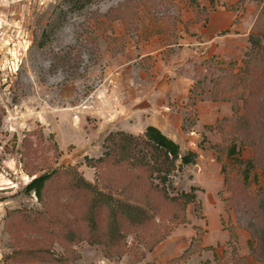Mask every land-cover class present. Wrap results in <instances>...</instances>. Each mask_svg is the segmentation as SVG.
Returning <instances> with one entry per match:
<instances>
[{"label":"rangeland","instance_id":"rangeland-1","mask_svg":"<svg viewBox=\"0 0 264 264\" xmlns=\"http://www.w3.org/2000/svg\"><path fill=\"white\" fill-rule=\"evenodd\" d=\"M43 2L0 3V264H167L196 227L211 249L182 264H264V63L240 81L249 35L264 45V0ZM226 38L228 57L214 52ZM147 126L196 154L164 186L170 197L194 187L201 218L144 168L85 161L104 154L109 134ZM235 159L255 165L246 184ZM69 167L111 204L140 205L143 221L119 216L113 233L109 209L65 176L41 201L24 192Z\"/></svg>","mask_w":264,"mask_h":264},{"label":"trees","instance_id":"trees-1","mask_svg":"<svg viewBox=\"0 0 264 264\" xmlns=\"http://www.w3.org/2000/svg\"><path fill=\"white\" fill-rule=\"evenodd\" d=\"M89 1V0H87ZM196 2V0H190ZM212 6L214 0H208ZM263 1V0H258ZM250 44V50L245 53L246 61V76L241 78L240 81L244 84L249 82V78L255 72L258 63H264V45L260 42V37L255 34H250L248 38ZM251 87V86H250ZM216 99V98H214ZM248 101L245 102L244 106L247 108ZM238 112L236 103H233V114ZM107 150L104 154L97 159L85 158V161L96 167L101 166L111 158L117 157V166L126 164L134 168H144L149 172V175L158 178L162 187L164 197L171 202L177 203L181 210L184 211L186 206L190 203L195 205V211L197 212L198 218L202 217L200 203L196 200V189L192 187L190 192H182L177 196L170 197L166 191L165 184L169 181L170 175L175 170H180L183 166L193 164L196 159V154L188 152L185 155H180L179 146L173 140L165 136L159 129L154 126H147L142 134L139 136H133L125 132L119 131L109 134L105 138ZM238 154L237 145L232 143L228 150L227 156L235 158ZM179 161V164H177ZM235 162L241 169V176L243 184H246L250 175L255 170V165L252 160L243 161L235 159ZM93 167V166H92ZM264 175V172H263ZM68 177L72 182L76 191H83L91 195L92 208L97 209L101 206L107 207L111 214V226L112 232L115 233L116 225L118 223L119 216L124 217L127 221L134 224H140L145 218L146 214L140 205H134L122 201H116L111 204L105 194L100 192L96 185L91 184L83 179L79 175L78 171L74 167H69L67 170H53L50 172L43 173L37 177H34L24 187L26 194H34V196L41 201L46 186L54 180H58L61 177ZM158 187V186H157ZM262 198H261V210L264 215V186L262 187ZM93 218H88V223L95 226ZM90 230V228H89ZM91 232V231H90ZM195 236L192 237L188 248L178 257H175L167 262V264H182L185 263L193 254L199 253L201 250H210L211 248L202 247V234L201 228H195ZM97 237L94 233L90 234V238ZM91 244H100L98 240H90ZM231 238L234 235L231 234ZM262 252L264 250H261Z\"/></svg>","mask_w":264,"mask_h":264},{"label":"crops","instance_id":"crops-1","mask_svg":"<svg viewBox=\"0 0 264 264\" xmlns=\"http://www.w3.org/2000/svg\"><path fill=\"white\" fill-rule=\"evenodd\" d=\"M229 40L231 41V43L234 41L233 38L232 39L226 38L222 40L224 46L219 47V48L216 47L217 49H215L216 51L214 52L220 54L221 56L223 55H225L226 57L230 56L235 51V49L233 48L232 44H230Z\"/></svg>","mask_w":264,"mask_h":264},{"label":"built area","instance_id":"built-area-1","mask_svg":"<svg viewBox=\"0 0 264 264\" xmlns=\"http://www.w3.org/2000/svg\"><path fill=\"white\" fill-rule=\"evenodd\" d=\"M7 1H9V0H0V3H4V2H7ZM39 1H40L41 4L44 3V2H43L44 0H39Z\"/></svg>","mask_w":264,"mask_h":264}]
</instances>
